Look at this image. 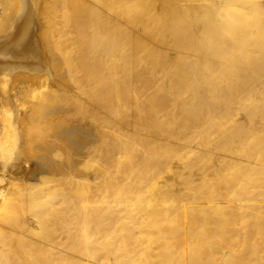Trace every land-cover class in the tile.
<instances>
[{"label": "bare ground", "instance_id": "6f19581e", "mask_svg": "<svg viewBox=\"0 0 264 264\" xmlns=\"http://www.w3.org/2000/svg\"><path fill=\"white\" fill-rule=\"evenodd\" d=\"M41 20L0 264H264V0H44Z\"/></svg>", "mask_w": 264, "mask_h": 264}, {"label": "rangeland", "instance_id": "374dc122", "mask_svg": "<svg viewBox=\"0 0 264 264\" xmlns=\"http://www.w3.org/2000/svg\"><path fill=\"white\" fill-rule=\"evenodd\" d=\"M4 2H8V8L10 5V9L7 11L4 9L5 12L4 10L0 11V19L4 18L6 14L13 13L14 15V13L24 9L22 12L26 11L24 14H27L26 18L29 20L30 25L27 31H21V33L19 31L17 34H13L14 25L12 23L16 22V18L12 16L8 21V25H6V20L3 21L4 24L0 30V137L2 136V130L6 129L4 118L8 114L11 118L12 127L17 131V140H15L14 146L9 148L10 152H8L6 158L0 159V173L9 172L16 177L28 178L30 176L29 172L33 170L34 166L32 163L30 165L26 163V165L20 153L22 148L21 119L24 118L27 108L25 106L27 99L24 98V95L31 96L40 93L45 87L46 80L49 79L48 76L51 77L49 71V75L47 74L50 57L47 54L42 35L41 14L44 0H25L24 6L18 4L20 3L18 0H1V10ZM2 12L3 14H1ZM5 65L14 67L11 71L3 72L2 67Z\"/></svg>", "mask_w": 264, "mask_h": 264}]
</instances>
